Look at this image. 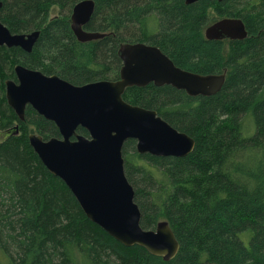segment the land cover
Instances as JSON below:
<instances>
[{
    "label": "trees",
    "instance_id": "obj_1",
    "mask_svg": "<svg viewBox=\"0 0 264 264\" xmlns=\"http://www.w3.org/2000/svg\"><path fill=\"white\" fill-rule=\"evenodd\" d=\"M2 1L7 3L6 20L18 30H42L31 53L0 47V63L23 58L33 64L38 51L47 62L49 55L54 56L73 81L89 83L106 71L108 63L117 67V78L121 64L117 39L108 36L77 43L62 20L47 22L48 7L74 0ZM94 2L96 12L86 29L117 30L134 21L143 38L136 41L155 45L176 66L199 74L226 69L221 89L211 96L189 97L169 85L152 84L127 88L123 95L128 103L156 111L195 139L194 150L181 158L140 155L134 140L122 147V154L128 151L129 166H142L145 171L126 173L142 209L141 226L154 229L157 222L167 221L178 252L164 261L140 246L116 241L86 218L71 191L20 137L9 136L0 144V264H264V9L240 17L247 38L225 42L204 38L205 12L214 5L219 14L234 15L227 8L238 0H226V5L209 0ZM103 17L107 23L101 27L97 22ZM1 90L0 83V128L5 130L3 117L13 114ZM28 111V121L48 126L34 110ZM216 115L230 119L226 128L217 125ZM241 115L252 118L249 136H243ZM77 132L87 135L81 127ZM159 166L168 173L158 175ZM183 168L200 174L191 178L190 188L182 181Z\"/></svg>",
    "mask_w": 264,
    "mask_h": 264
},
{
    "label": "water",
    "instance_id": "obj_2",
    "mask_svg": "<svg viewBox=\"0 0 264 264\" xmlns=\"http://www.w3.org/2000/svg\"><path fill=\"white\" fill-rule=\"evenodd\" d=\"M185 4L197 0H184ZM211 1V0H210ZM221 1V0H216ZM92 0L77 2L71 11V28L81 42L99 39L102 33L83 26L93 12ZM206 40H243L244 24L222 18L204 29ZM37 33L11 35L0 25V45L30 49ZM118 78L73 85L55 75L15 67L18 84L7 82L6 101L20 117L28 103L55 123L59 137L29 135L41 163L71 191L88 220L124 246L137 245L149 254L171 260L179 244L167 221L154 229L140 224L133 186L124 173L122 147L135 141L138 154L181 158L192 152L194 140L173 128L156 111L132 105L122 98L130 87L169 85L189 96L216 94L225 74H199L176 66L158 47L144 43L121 44ZM81 127L87 136L77 132ZM203 264H217L205 262Z\"/></svg>",
    "mask_w": 264,
    "mask_h": 264
},
{
    "label": "rangeland",
    "instance_id": "obj_3",
    "mask_svg": "<svg viewBox=\"0 0 264 264\" xmlns=\"http://www.w3.org/2000/svg\"><path fill=\"white\" fill-rule=\"evenodd\" d=\"M74 1L75 2L67 4V5L65 3V5L62 7H60L57 4H54V5H51L50 7H48L47 22L53 21V20H62L66 24L68 30L70 31V34L74 39V42L92 43V42L98 40V39H92L90 41L81 42L75 38L73 30L71 28L70 15H71V11H72L73 6L81 0H74ZM92 1L94 3V6H93L94 8H93V12L90 15L89 20L92 18V16L96 12L95 11V2H94V0H92ZM211 1H216V0H211ZM217 2H223V4L226 5L225 4L226 0H221V1H217ZM184 3H185V1H184ZM263 9H264V0H238V2H235L232 9L227 8V10L234 15H223L224 13L219 14L217 12V8H215L214 5H212L206 9L205 20H204V23L202 26V33H203L204 29L207 28L210 24H212L215 21H218L222 18H236V19H239L243 22L242 18H240L241 16L246 15V13H250V12L252 13L253 11L258 12L259 10H263ZM6 12H7V3H4L2 0H0V25H2V27L5 28L9 34H11V35H23L25 37V35H28V34L30 35V34L35 32V33H37V37H36L35 41L33 42V45L28 50H26L25 48H22L20 45L8 47L6 43H2L0 45V47H4L7 49L18 48L22 52L31 53L36 47V43L39 39V36H40L42 29L41 28H30L27 30H18V28H16L15 25H12V23H10L8 20H6V18H5ZM107 12L108 11L106 10L104 12V14H106ZM235 14H237L239 17H237ZM150 20L155 21L153 17H150ZM97 23L101 27H104V25L107 23L106 18L103 17L102 19L101 18L98 19ZM86 24L83 26V28L86 31L102 33V34H104V36L102 38L111 36V37H114V39H117V42L115 43V45H117V48H116L117 54H118V50H119L121 44L138 43L140 41H136L137 38L143 39L139 35V32H140L139 24L137 22H134V21L128 22L127 24L122 25L117 30L112 29V27H109V28L104 27L103 30H101V29L91 30V29L85 28ZM243 24H244V28H245V31L247 32V37H248V30L246 29V25L244 22H243ZM152 26L154 28H156L155 31L158 29V25H152ZM150 31H151V29H150ZM102 38H99V39H102ZM227 41H230V40H225V42H227ZM239 41H241V40H239ZM144 44H147V43H144ZM148 45H152V44H148ZM152 46H155V45H152ZM226 51H227V43H226L225 48H224V55L226 54ZM42 55L43 54L41 52L36 51L35 52L36 62L33 64H31L32 63L31 61L23 59V58H18V61H13L12 63L10 62V59H7V61H8L7 63H6V60H5V62L0 63V83H1V88H2L1 94L3 93L4 101L8 107H9V105L7 104L6 97H5L6 88H7L6 84H7V82H13L15 84H18V80H17L16 72H15V67H22V68H25L27 70L38 71L45 76L55 75V76L65 80V81H67L73 85H83L85 83H88V81H84V80L79 81V82L71 80L69 75H66L65 73L62 72V66H61L62 64H60L59 62H54V58H55L54 56L49 55V59H48L49 62H47L45 60L46 59L45 57L42 58ZM50 59H52V60H50ZM118 59H120L119 56H118ZM4 63H6V64H4ZM37 65L39 67H37ZM101 66H103V65H101ZM120 66H121V64H120ZM105 69H106V71L101 72V75H99L98 78L92 77L93 79H90L89 81L91 82V81H96V80H115L118 78V77L115 78L116 73H117V67L115 65L111 66L110 63H108V64H106ZM11 73L13 75L12 77H11ZM221 73H224L226 75V69L222 70ZM221 73H219V74H221ZM29 108H31V106L28 103H26L24 108H23L22 117H20L11 107H9L13 116H12V118H9V116L3 117V119L5 121L1 124V126H4L6 124L8 126V128H6L5 130L0 128V144L4 143L9 136H12L14 138L20 137V139H22V142H24L28 147L31 148V150H33V148L31 147V145L29 143V135L39 136L43 140H47V139L52 138V137H55V138L59 137V134L53 135L54 133H56V131H58L55 123L51 120H47L41 114L34 111V113L37 116H40L43 119H45L46 121H48V123H47L48 126L40 127L38 124L28 121V119H26V118H27V115L29 112L28 111ZM158 109H160V108H158ZM157 115H159V114L157 113ZM227 121H230V119L228 117L226 118V117H219L217 115L215 116V122H217V125H220L221 128L227 127L226 126L228 124ZM236 123H238V122H236ZM239 123H242L243 136H249L253 133V123H252V118L250 116L248 117L247 115H245V116L241 115ZM169 124L172 127L173 126L176 127L175 126L176 124H174V122L169 123ZM215 130H216V132H215ZM217 130H219V128L212 127L213 132L217 133L218 132ZM237 135H238V133H237ZM223 140H226V139H223ZM193 150H194V148H193ZM33 152H34V150H33ZM197 153L200 154V152H198V151H197ZM127 154H128V151L123 150L122 158H124V160H125V162H123L124 173L127 177V180L129 181L127 174H130L133 176V173H135L134 170H137L138 174L145 173V171H144V167H142V166H139V167H135L132 165H131L132 167L129 166L130 164H128L127 160H126ZM35 155L37 156L36 153H35ZM168 157H171V156H168ZM39 161H40V159H39ZM143 163H145V162H143ZM161 166H163V165L161 164ZM167 171H168V169L166 167H160L159 166V168H155V172L158 173V175H160V173L163 174L164 172H167ZM180 172H181V176H182L181 177L182 181L183 180L187 181L186 185L188 188L192 187L191 178L194 179L193 177H195V176L199 177V175H200L199 173L197 175L194 174L188 168H183V169H181ZM129 183H130V181H129ZM138 208H139V211H140V214L142 217V209L139 206H138ZM141 217H140V219H141Z\"/></svg>",
    "mask_w": 264,
    "mask_h": 264
},
{
    "label": "flooded vegetation",
    "instance_id": "obj_4",
    "mask_svg": "<svg viewBox=\"0 0 264 264\" xmlns=\"http://www.w3.org/2000/svg\"><path fill=\"white\" fill-rule=\"evenodd\" d=\"M210 1V0H209ZM196 2V1H195ZM194 3V2H193ZM204 32V31H203ZM120 68V67H119ZM118 75H119V70H118ZM118 75H117V77H118ZM13 76V75H12ZM150 85V84H149ZM153 85V84H152ZM154 86V85H153ZM156 87V86H155ZM126 91V90H125ZM125 91H124V93L122 94V98H123V95L125 94ZM187 96H189V95H187ZM198 96H202V97H206V96H203V95H195V96H189V97H198ZM173 128H175V127H173ZM176 129V128H175ZM176 130H178V129H176ZM178 131H180V130H178ZM180 132H182V131H180ZM183 133H185V132H183ZM81 134V133H80ZM83 135V134H82ZM85 136H87V135H85ZM190 136V135H189ZM190 137H192V136H190ZM193 138V137H192ZM193 140H194V146H193V148L195 147V139L193 138ZM193 151V150H192ZM190 154V153H189ZM141 155V154H140ZM143 155V154H142ZM150 155V154H149ZM151 156H153V155H151Z\"/></svg>",
    "mask_w": 264,
    "mask_h": 264
},
{
    "label": "bare ground",
    "instance_id": "obj_5",
    "mask_svg": "<svg viewBox=\"0 0 264 264\" xmlns=\"http://www.w3.org/2000/svg\"><path fill=\"white\" fill-rule=\"evenodd\" d=\"M32 108V107H31ZM33 109V108H32ZM34 110V109H33ZM35 111V110H34ZM36 112V111H35Z\"/></svg>",
    "mask_w": 264,
    "mask_h": 264
}]
</instances>
